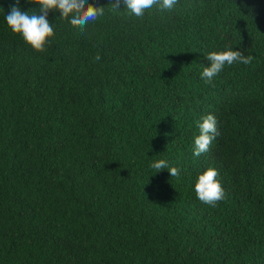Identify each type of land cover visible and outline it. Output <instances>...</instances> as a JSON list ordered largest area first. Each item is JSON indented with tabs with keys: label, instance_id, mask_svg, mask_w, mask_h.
Here are the masks:
<instances>
[{
	"label": "trees",
	"instance_id": "trees-1",
	"mask_svg": "<svg viewBox=\"0 0 264 264\" xmlns=\"http://www.w3.org/2000/svg\"><path fill=\"white\" fill-rule=\"evenodd\" d=\"M0 264H264V0H0Z\"/></svg>",
	"mask_w": 264,
	"mask_h": 264
}]
</instances>
